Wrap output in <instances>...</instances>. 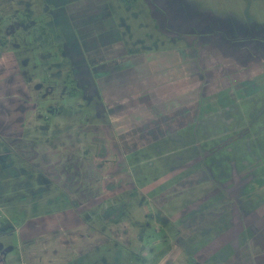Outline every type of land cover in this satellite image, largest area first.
<instances>
[{"label": "rangeland", "instance_id": "rangeland-1", "mask_svg": "<svg viewBox=\"0 0 264 264\" xmlns=\"http://www.w3.org/2000/svg\"><path fill=\"white\" fill-rule=\"evenodd\" d=\"M159 1L149 3L147 0H134L130 4L126 0H111L112 20L107 24L109 34L111 36L119 32L129 56L166 53L171 56L192 54V57H196L204 49L214 50L215 56L216 52L226 55V50L232 49L247 50L252 53L253 59L247 64L240 63L241 66L233 59L218 64H194L181 71V76L171 74L175 79L170 73L164 79L148 77L144 73V78L133 80L129 73L123 75L115 72L113 84L124 92L120 93L121 96L111 97V103L129 102L150 94L151 99L157 97V104L162 111L165 110L161 114H169L172 109L169 104L174 102L172 100L181 106L197 99L196 94L202 81L203 93L213 95L227 88L248 92L249 86H241L239 82L251 78L258 90L256 94L236 103L231 113L221 111L207 118L204 124L200 123L203 126L221 121L222 125L207 130L202 127L200 129L199 125L198 129L190 128L188 132H181L180 136L183 138L155 141L153 138L147 139V134L153 136L155 128L153 129L152 119L156 114L145 106L125 108L123 114L116 112L117 116L124 117L115 119L111 124L108 113L100 110L105 107L101 94L87 93L85 88L90 90L91 85L88 82H84V86L80 85V81L75 78L72 60L61 53L57 43H44L42 40L46 39L39 37L41 28H46L51 20L49 0H0V132L13 138V141L20 140L24 147L22 140L43 141L42 150L38 149L40 146L37 147L39 154L46 152V142L47 148H51L48 152L55 154L57 160L54 163L49 156L48 161L52 168L60 170L66 169L69 164L86 160L93 153H98L101 158L115 153L117 157L114 159L122 163L124 154L128 153V139L129 149L135 150L134 155L129 158L130 168H134L135 173L140 172L141 176H135V183L142 190L155 189L157 193L161 187L169 185L172 182L171 176H174L166 174L170 169L175 174L205 168L218 173L219 182L215 184L224 188L228 197L224 199L226 205L230 198L239 202V208L243 200L249 201V205L257 203L258 212L249 221L253 222L256 216L258 220L264 212V0L249 2L250 11L244 7L243 1L234 4L239 7L237 10L229 8L228 5L235 0H225L219 11L216 9L218 0ZM163 4L165 6H161ZM18 19L25 20L27 25H23V28L15 26ZM221 42L225 46L223 49ZM213 46L216 48H212ZM117 59L120 60L121 57ZM131 69L133 68L128 67L127 70ZM164 73L166 71L162 70L158 77ZM206 79L210 81L206 82ZM170 88L177 92H163ZM9 93L20 95L13 101L4 100L3 96L6 95L7 98ZM135 102L133 101L137 104ZM229 118L235 122L228 123ZM110 124L112 130L117 131L115 135L120 152L114 149L112 151L110 142L103 139L101 128ZM143 124L150 126V132H137L143 128ZM194 136L198 138L193 139ZM139 137L147 140L142 141ZM6 142L9 143V139ZM8 145L14 149L13 145ZM136 145L141 146L136 148ZM6 149L8 146L0 143L2 223L7 214L14 211L5 210V205L14 203L23 196H30L29 184L34 187L35 192L40 189L38 173L28 170L33 178L28 176L24 172L28 169V162L19 154L12 155L7 166L4 164L8 160L5 159L8 155L5 154ZM47 157L48 155L45 156L46 159ZM93 157L95 155L85 161L86 166L98 169L91 161ZM112 165L108 167L112 168ZM123 179L124 183H133L131 177ZM242 192L245 194L243 199ZM145 193L150 195L148 191ZM145 193L144 190L139 192L133 188L112 201L113 205L128 206L125 221L136 225L145 223L143 228L138 225L134 228V237L129 244L112 239L111 233H107L109 242L91 249V252L83 256L81 253L77 256L75 252L68 250L48 256L47 254H52L48 249L66 244L62 240H46L42 233L46 222L42 219L29 222L20 220L17 224L18 232H0V254L6 255L8 264H21L23 257L32 264H157L161 259H167L164 264H198L201 254L197 255V251L204 245V235L198 234L192 240L180 241L183 226L175 222L165 225L164 219L173 215L163 213L158 206L148 202ZM17 209L20 211V207ZM100 211L101 208L94 209L85 218L89 224L105 229L97 216ZM237 211L239 210L235 214H238ZM15 214L20 217V213ZM233 218L226 219L224 225L226 228L234 227L237 234L239 227H236V220L232 221ZM195 224L197 222L191 225ZM257 238L256 249L264 250V228L259 231ZM28 241L34 242L32 246L35 248L30 251L24 249L29 248L26 246ZM94 245L95 242L90 246ZM172 247L182 249V256L172 259L168 254ZM143 252L147 253L146 257H142ZM196 256L199 257L198 261ZM237 260L236 258L226 264H234ZM261 262L264 259L258 260V264Z\"/></svg>", "mask_w": 264, "mask_h": 264}, {"label": "crops", "instance_id": "crops-1", "mask_svg": "<svg viewBox=\"0 0 264 264\" xmlns=\"http://www.w3.org/2000/svg\"><path fill=\"white\" fill-rule=\"evenodd\" d=\"M54 1L55 0H49L50 4L48 6V11L51 13L64 10L66 16L78 14L77 17L79 19V16L82 17L87 14L86 10L90 6L96 9L101 4V7L99 8L104 10L103 14L109 15L108 17L111 15V0H63L64 3H62L61 6H55ZM91 1L93 2L92 4L89 3ZM147 1L149 3L160 2L159 0ZM241 1H243L242 3L247 11H250L249 8L251 5L248 4L249 2L263 0H235L234 3L228 6L232 10H237L239 7L234 6V4H239ZM224 2L225 0H218V3L216 4V9L218 11L222 10L221 7ZM161 6H165V4ZM161 11L164 12L163 10ZM218 15L221 16L220 13ZM108 17L106 16L105 18ZM51 29L57 33L59 32L58 27L55 24L51 25ZM189 35L192 34L189 33ZM220 46L221 49L225 47L222 42L220 43ZM212 48H216V46H213ZM251 55L252 53L247 50L234 51L232 49H227L226 55L224 53L221 55L216 52L215 56L214 50L211 51L208 49L201 50L196 57H192V54H188L187 56H171L166 53H164V55L149 53L146 56L140 54L137 55L139 57L136 60H131L125 63L124 68L119 70L118 73H123V75L124 73H129L133 76V80L135 78H144V73L148 74V77L156 76V78L163 79L169 77L170 73V76L175 79V76L171 74L181 76V71L185 70L187 66L190 68L194 64H218L219 62L223 63L230 59L235 60V62L237 61L247 64L246 62L253 59ZM137 56H127V58L131 59ZM128 67H132L133 69H131V71L127 70ZM162 70L166 71V73L158 77ZM114 81L115 79H113V82ZM172 83L173 82H171V84ZM99 85L102 89L103 100L108 106L110 104L112 105V100H110L111 97L114 95L121 96L120 93L124 92L115 84L108 87L100 82ZM19 95L16 93H9L7 98L6 95H4L3 99L13 101V99H18ZM124 95L126 96V93ZM117 112L123 114L122 112L125 111H120L118 109ZM114 114H116V112H114ZM117 115L118 114H108L111 119V124L116 121L115 119L124 117V115L121 117ZM111 124L102 126L103 128H101V132L103 134V139L110 142L112 151L114 149L115 151L118 150L120 152L119 142L115 135L117 134V131L112 130ZM45 127L46 129H49L48 126ZM8 139L9 143L14 146V149L13 147H9V143L6 142ZM22 141L24 142L25 147L24 145H21L22 142L20 140L17 139L16 141H13V138H9L0 132V143L8 146L5 153L8 154L5 158H8V160H6L4 164L7 166L8 162L11 161L10 157L14 154H19L21 158L28 162V169L24 172L31 178H33V175H29L28 170L38 173L40 189L38 192H35V189H33L34 187L29 184V192H31L30 196H23L18 201L5 205V210L11 209L12 211V209H14V211L7 214L5 222L13 223L16 228L20 220L29 222L42 219V221L46 222L44 232L42 231L46 240H62L66 244H63L61 247L56 246V249H52V247L48 249L49 252L52 253L47 254L48 256H54L61 250H70L75 252L77 256H79V253L83 256L91 249H95L106 241L109 242L110 238L107 233H111L112 239L120 240L129 244L130 239L134 237V228H137V225L140 228H143L145 223L140 222L136 225L125 221L124 217L126 216L128 206L126 204H122L121 206L113 205L112 201L122 194L130 192L133 188L139 192L144 190L145 193V191H148L150 195L145 193V198L148 202L158 206L163 213H170L173 215V217H169V219H164L165 225L175 222V224L183 226L182 237H179L181 241L192 240L193 236L201 234L205 229H209L214 225H224L226 219L232 217H234L232 221L236 220L235 223L243 222L241 220L242 217H247L249 219L251 216L253 217L256 215L258 211L256 206L257 203L249 205V201L243 200L240 202V206H242L239 208V202L234 201V198V200L230 198L228 200L229 204L226 205V200L224 199H228V197H226L227 194L225 195L224 193V188L215 184L219 182V175L217 172L215 173L203 169H191L187 172H174L175 174H173V169H170L166 174L174 175L171 176L172 182L169 185L161 187L156 193L155 189L150 190L144 188L142 190L141 186L136 185L135 176L138 177L141 176V174L139 171L135 173L134 168H130L129 163V158L134 155V150H131V153L128 152L124 154L125 156L122 163L114 159L117 157V154L115 153L110 157L106 156L102 158L100 155L98 156V153H93L95 157H93L91 161L94 162L95 167H99L98 169H91L90 166H86L85 161H88L91 159L90 156H93L90 155L87 156L88 158L86 160L69 164L66 169L64 168L60 170L57 168L54 169L50 165L48 161L49 156L54 160V163H56L57 160L54 157L55 154L52 155L48 152L51 148H47L46 142L44 145L46 152H41L39 154L37 147L40 146L38 149L42 150L43 141ZM105 142L108 143L107 141ZM47 155L48 157L46 159L45 156ZM44 158L46 161H44ZM112 163H115V165H112ZM110 165H112V168L108 167ZM129 177H131L133 183H124L123 178L128 179ZM242 193L243 195L241 198L243 199L245 194L244 192ZM2 198L3 197H0V200ZM0 203H2V200ZM17 207H20V211ZM251 207L253 209H251ZM98 208L102 209L97 216L103 226L102 228L105 229H101L92 223L89 224L85 218L87 213ZM246 208L249 209L246 210ZM240 209L246 211H240ZM236 210H239L237 211L238 214H235ZM15 213H20V217H17ZM165 217L168 216L165 214ZM193 222H197L198 227L197 224L191 225ZM242 231L243 232L240 236V252L246 257L238 259L234 264H258L259 259H264V250L256 249L258 233L256 230L253 232L249 227H245ZM224 232L225 230L221 229L219 233ZM211 234L212 236H207L203 239V247H208L209 243L212 242L214 236L213 233ZM207 235L210 234L208 233ZM71 236L73 237L71 238ZM68 241L72 242L70 243V246H68ZM93 242H95V245L92 247L90 245ZM136 244L137 246L139 245L138 243ZM86 245L89 246L87 247ZM249 247H251V249H249ZM33 248L35 247L32 246L30 250ZM168 254L170 257L172 256V259H176L178 256H182L183 251L178 247H172ZM142 255V257H146L147 253L143 252ZM234 259L236 258H233V261ZM166 261L167 259H161L158 263L164 264ZM260 264H264V262H261Z\"/></svg>", "mask_w": 264, "mask_h": 264}, {"label": "flooded vegetation", "instance_id": "flooded-vegetation-1", "mask_svg": "<svg viewBox=\"0 0 264 264\" xmlns=\"http://www.w3.org/2000/svg\"><path fill=\"white\" fill-rule=\"evenodd\" d=\"M126 1L128 2V0ZM62 3H64L63 0L54 1L55 6H61ZM89 3L92 4L93 2L91 1ZM99 7H101V4L96 9L90 6L86 10L87 14L85 16L81 15L82 17L79 16V19L77 17L78 14H71L66 16L64 10H61L59 12H52L50 14V22L46 24V28H41L39 37H41L42 39L51 40L50 43H57V45L59 46V50H61V53L65 54L70 60H72L75 78L80 81V85L84 86V82H88L91 85V89L89 90L85 88V91L87 93H90L91 95L99 93L101 94L103 100L102 89L99 83L102 82V84L110 87V85L113 84V74L123 69L124 64L131 61L132 58H127V56H129L127 55L128 51L126 50L125 44L121 40L119 32L114 35L111 34L110 36V28L107 24L112 20L111 15L110 17H108L109 15L103 14L104 10H101ZM106 16L108 18H105ZM29 20L31 23L33 22L32 17H30ZM24 21L25 20L18 19L14 25L23 28V25H27ZM52 24L57 25L59 31L58 33L51 29ZM42 42L46 43L45 40H42ZM119 57H121L120 60L117 59ZM208 81L210 80L206 79V82ZM239 83V85L241 86H249L251 90L249 89L248 92H246L245 90L243 91L242 89L238 88H236L235 91L227 88L218 91L216 94L206 95L205 93H203L204 89L201 88L203 85L202 81L200 83L201 86H199V91H197L196 94L197 99L191 100L188 102V104L181 106L175 104V100H172L174 102H171L169 104V106L172 107V109L169 111V114H161L165 110L162 111L159 107L160 105L157 104V97L154 96V98L151 99L150 94H146L145 96H141L138 99L131 100L129 102H115L116 104L112 103V105L110 104L109 106L103 100L105 107L104 109L100 110L111 115L114 114V112H117L118 109L120 111H124L125 108L135 109L137 108V106H145L149 111L153 110L156 114L155 118L152 119L153 129L155 128V131L153 130V136L147 134V139L153 138L155 141H164L167 139L172 140L177 137L179 139L183 138L182 136H180L181 132H188L190 128L198 129L197 126H199L200 123L204 124L207 118L213 117L216 114H219L221 111L227 110L231 113V109L236 103L242 100H246L247 98L252 97L258 92L257 87L254 86L255 82L254 80H251V78L249 80L240 81ZM163 92L173 94L177 91H173V89L170 88L164 90ZM133 101H136L135 103L137 104H134ZM227 121L230 124L235 122L231 118H229ZM222 123L223 122L221 121H215L211 125H200L199 127L200 129L202 127L207 130L213 128L214 126L222 125ZM143 125L145 127L143 126V128H140L137 132H150V130L148 129V127L150 126H146V124ZM139 138L142 141L147 140L144 137ZM195 138L198 137L194 136L193 139ZM128 141L129 140L127 139V152H130V144L128 143ZM134 143L135 142L132 143V146H134ZM137 146L141 145H136V148ZM203 170L207 169L204 168ZM256 218L257 216L253 219V222H251L249 221V219L251 218L248 219L247 217H242L241 220L243 222L236 223V227H239V231L237 234L234 231V227L226 228V226L223 224L214 225L209 229H205L201 233V235H204L203 238L212 236L211 233H213L214 238L212 239V242L209 243L208 247H201V249L197 251L198 253L194 252L197 253V255L199 253L201 254V261L197 263L226 264L227 262H230L231 260H233V258H237L238 256L239 257L237 259L246 257L243 256L240 252V236L243 232L242 230L245 229V227H249L253 230V232L257 229V233H259V231L264 228V212L258 220H256ZM221 229L225 230V232L219 233ZM17 230L18 229L13 223L11 224L10 222H0V232L2 233L15 232ZM208 233L210 235H207ZM183 241L187 240H182V242ZM68 243V246H70V243L72 242L68 241ZM32 245H34V242L28 241L26 243V246H28L29 248L24 249L30 251ZM1 248L2 246L0 245V249ZM13 257L15 256H12V258ZM195 258L197 261L199 260L198 256H196ZM21 261V264H31L26 261L25 257H23ZM0 264H8L5 254H0Z\"/></svg>", "mask_w": 264, "mask_h": 264}, {"label": "trees", "instance_id": "trees-1", "mask_svg": "<svg viewBox=\"0 0 264 264\" xmlns=\"http://www.w3.org/2000/svg\"><path fill=\"white\" fill-rule=\"evenodd\" d=\"M128 2H129L130 4H132V2H134V0H128ZM50 41H51V40H45L46 43H50Z\"/></svg>", "mask_w": 264, "mask_h": 264}]
</instances>
